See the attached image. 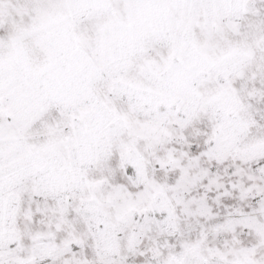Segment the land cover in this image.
<instances>
[{"label":"snow or ice","instance_id":"obj_1","mask_svg":"<svg viewBox=\"0 0 264 264\" xmlns=\"http://www.w3.org/2000/svg\"><path fill=\"white\" fill-rule=\"evenodd\" d=\"M0 264H264V0H0Z\"/></svg>","mask_w":264,"mask_h":264}]
</instances>
